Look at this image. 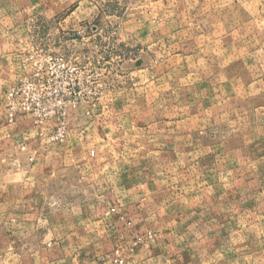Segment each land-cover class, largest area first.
<instances>
[{"label": "crops", "instance_id": "crops-1", "mask_svg": "<svg viewBox=\"0 0 264 264\" xmlns=\"http://www.w3.org/2000/svg\"><path fill=\"white\" fill-rule=\"evenodd\" d=\"M71 2L78 7L63 25L80 30L78 13L92 24L90 13L97 7L90 0H13L19 12L50 18ZM135 5L145 7V19L131 24L129 38L150 53L162 44L168 66L162 78L177 75L193 86L194 124L264 127V0H135ZM134 70L132 75L148 81V70L137 65ZM180 103L177 108L185 109ZM1 130L0 264H264V194L245 198L234 191L243 184L212 185L210 198L204 197L209 208L202 203L200 216L211 229L204 232L205 224L197 222L188 230L171 229L165 213L131 192L136 185L122 180L107 151L89 149L84 132H72L55 149L31 143L25 123ZM23 143L36 148L32 163L19 150ZM60 156L64 167H46ZM45 171L71 174L76 190L70 198L43 199ZM89 189L93 194L86 195ZM59 204L65 206L58 209Z\"/></svg>", "mask_w": 264, "mask_h": 264}, {"label": "rangeland", "instance_id": "rangeland-1", "mask_svg": "<svg viewBox=\"0 0 264 264\" xmlns=\"http://www.w3.org/2000/svg\"><path fill=\"white\" fill-rule=\"evenodd\" d=\"M90 1L97 7L90 13L92 24L82 20L79 13L75 19L80 20V29L84 28L81 34L77 33L79 29L72 31L63 25L67 15L77 9V2L64 3V12L54 18L45 13L19 12L13 0L0 2V134L5 132L2 128L22 122L33 138L29 116L15 113L9 124L8 94L30 79L36 58L45 54L62 56L86 70L66 99L69 134L84 132L89 149L107 151L109 162L120 169L122 180L131 188L136 185L131 192L165 213L171 229L188 230L195 222L205 224L204 232L211 229L206 227L208 222L200 221V216L202 203L209 208L204 205V197L210 198L212 185L243 184L244 188L234 190L238 196L262 197L264 127L194 124L193 86L177 75L162 78L168 67L162 44L150 53L145 45L129 38L131 24L141 19L144 22L145 7H136L135 0ZM98 21L99 26L95 24ZM136 65L149 71L148 81L132 75ZM179 101L185 109L177 108ZM182 117L184 124L178 123ZM199 132L202 134L197 139L195 134ZM31 138V143H39ZM65 143L55 146L42 142L55 149L63 148ZM46 163L47 168L64 167L67 161L60 156L54 163ZM51 171L42 175L43 199L66 201L76 190L71 188V174ZM213 190L215 193L216 187ZM87 193L93 194V190ZM149 205L146 207H152ZM232 207L234 212L240 211V205Z\"/></svg>", "mask_w": 264, "mask_h": 264}, {"label": "built area", "instance_id": "built-area-1", "mask_svg": "<svg viewBox=\"0 0 264 264\" xmlns=\"http://www.w3.org/2000/svg\"><path fill=\"white\" fill-rule=\"evenodd\" d=\"M83 29L77 33H83ZM33 65L30 79L8 94V122L12 124L15 113L29 116L34 130L32 141L60 146L69 136L65 120L66 99L86 70L52 54L36 58ZM19 150L27 153L28 162H33L37 153L35 148L23 143ZM118 263L122 264L121 261Z\"/></svg>", "mask_w": 264, "mask_h": 264}]
</instances>
